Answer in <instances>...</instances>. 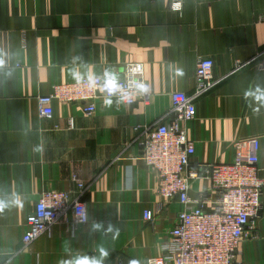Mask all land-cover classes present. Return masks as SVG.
Here are the masks:
<instances>
[{
	"label": "crops",
	"instance_id": "crops-1",
	"mask_svg": "<svg viewBox=\"0 0 264 264\" xmlns=\"http://www.w3.org/2000/svg\"><path fill=\"white\" fill-rule=\"evenodd\" d=\"M200 57L213 59L218 82L185 124L195 145L190 168L231 161L233 142L249 137L259 139L262 155L264 0H183L182 11L168 0H0V264H59L98 256L100 246L109 253L104 264L119 254L143 264L161 253L183 205L157 194L136 127L167 112L172 92L193 93ZM238 60L247 64L232 73ZM132 63L142 64L150 83L148 104L100 96L96 112L87 114L82 103L54 100L52 115L40 116L37 97L55 83L119 79ZM74 174L92 183L82 196L89 221L75 229L57 224L26 247V219L41 192L75 196ZM210 187V180L196 179L190 196L199 199ZM216 199L214 193L208 209ZM146 209L154 211L152 221L144 219ZM98 222L103 229L91 233ZM236 259L264 264V204Z\"/></svg>",
	"mask_w": 264,
	"mask_h": 264
},
{
	"label": "built area",
	"instance_id": "built-area-1",
	"mask_svg": "<svg viewBox=\"0 0 264 264\" xmlns=\"http://www.w3.org/2000/svg\"><path fill=\"white\" fill-rule=\"evenodd\" d=\"M170 9L182 11L183 0H168ZM236 61L232 73L246 66ZM214 61L200 57L195 70V89L171 93V106L155 122L136 127L134 139L141 147L142 160L158 177L157 194L167 203L178 200L183 209L178 213L177 223L170 230L169 238L162 243L161 253L150 256L143 264H239L236 255L239 245L247 234V228L257 217L264 204V153L260 155L257 137L233 142V159L224 163H202L190 168L195 145L187 135L185 124L195 119L197 101L207 95L217 84L213 76ZM106 80L100 75L79 80L55 83L52 92L37 97L40 116L53 113L52 103H82L85 113L97 110L100 96L118 97L125 104L138 101L148 104L151 86L146 80L142 64H129L123 77L115 80L117 88L110 93ZM143 84L147 91H142ZM68 127L74 128L75 120L69 117ZM206 178L210 189L199 199L190 196L192 181ZM76 195L71 191L47 189L41 192L35 210L27 216V230L23 235L24 245H31L38 237L51 233L57 224L75 227L89 221V211L82 196L91 182H85L76 174L72 176ZM217 194L215 209H208L213 194ZM160 210V209H159ZM154 211L146 209L144 219L152 221ZM76 225V226H75ZM92 256H94L92 254ZM120 254L113 264H130Z\"/></svg>",
	"mask_w": 264,
	"mask_h": 264
},
{
	"label": "clouds",
	"instance_id": "clouds-1",
	"mask_svg": "<svg viewBox=\"0 0 264 264\" xmlns=\"http://www.w3.org/2000/svg\"><path fill=\"white\" fill-rule=\"evenodd\" d=\"M0 63H2V61H0ZM106 86L110 93H114L115 89L118 87L117 84L115 83V80L113 79L106 80ZM140 88L142 91H147L146 87L143 84L140 85ZM257 99H264V95L257 96ZM106 103L108 105H111L112 102L109 100ZM2 209H3V204H0V210ZM102 229H103V222H98L91 227L90 232L94 234L96 232L101 231ZM106 231L109 232L113 231L112 225H109ZM98 252H99L98 256L77 255L72 257L71 259L62 260L59 262V264H104V261L109 256V253L103 246H100L98 248ZM130 264H137V262L131 261Z\"/></svg>",
	"mask_w": 264,
	"mask_h": 264
}]
</instances>
